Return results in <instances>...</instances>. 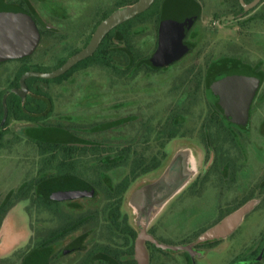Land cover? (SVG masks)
<instances>
[{
    "label": "rangeland",
    "instance_id": "obj_1",
    "mask_svg": "<svg viewBox=\"0 0 264 264\" xmlns=\"http://www.w3.org/2000/svg\"><path fill=\"white\" fill-rule=\"evenodd\" d=\"M9 1L0 0V8L30 23L35 45L26 56L0 62L3 99L19 70L54 69L128 0H21L27 12ZM173 3L188 16L177 54L167 61L158 55L160 23ZM240 6L239 0H153L111 33L110 67L94 56L64 80H25L26 95L38 89L47 107L36 120L8 119L0 127V208L30 179L42 181L2 219L0 264H108L91 262L93 256L135 264L139 234L150 239L143 243L146 264H264V255L255 260L264 233V0L249 10ZM38 27L56 37L41 36ZM36 141L109 152L53 156L41 154ZM153 160L155 169L123 193L113 191L134 167ZM99 180L110 191H98ZM43 201L55 202L57 212ZM245 207L228 234L207 237ZM65 215L82 223L40 248Z\"/></svg>",
    "mask_w": 264,
    "mask_h": 264
},
{
    "label": "water",
    "instance_id": "obj_2",
    "mask_svg": "<svg viewBox=\"0 0 264 264\" xmlns=\"http://www.w3.org/2000/svg\"><path fill=\"white\" fill-rule=\"evenodd\" d=\"M153 0H136L133 4L127 7H121L103 19L95 28L86 46L67 58L59 67L49 72L41 71H26L19 78L18 88L9 90L24 99L27 94V87L25 80L28 78H39L44 80H51L64 75L72 67L80 61L90 57L102 39L114 28L135 18L139 14L146 11ZM240 5L244 10H249L255 7L260 0H252L248 4H244L239 0ZM184 10L181 7L172 9L162 24V32L160 35L159 44V58H164L167 61L171 60L177 54V45L182 39L180 31L183 24ZM35 34L30 23L21 15L14 13L5 8H0V62L21 58L28 55L34 48ZM241 78L239 81H244ZM229 85L235 83L229 82ZM8 92L5 93L8 94ZM4 98V97H3ZM246 103V102H245ZM246 207L233 213L224 219L219 225L208 232V238L220 237L228 234L236 225L239 217L246 211ZM150 240L145 234H139L134 244V254L137 264H146V256L143 249V243Z\"/></svg>",
    "mask_w": 264,
    "mask_h": 264
},
{
    "label": "trees",
    "instance_id": "obj_3",
    "mask_svg": "<svg viewBox=\"0 0 264 264\" xmlns=\"http://www.w3.org/2000/svg\"><path fill=\"white\" fill-rule=\"evenodd\" d=\"M136 1V0H134ZM132 2V0H128V1H124L122 2L118 8L124 7L128 4H130ZM175 4H171L168 5L165 10H164V17L166 15H168V13L174 9ZM241 8H243L242 6H240ZM149 10V8L147 9ZM146 12V11H144ZM143 12V13H144ZM141 13V14H143ZM141 14H139L138 16H140ZM138 16H136L135 18L119 25L118 27L114 28L113 30H111L100 42V44L98 45L97 49L95 50V52L88 57L87 59L80 61L79 63H77L74 67H72L69 71H67L64 75L57 77L55 79H51V80H44V79H39V78H29L28 80L31 81H36V80H41L43 82H51V81H61L64 80L65 78H67L69 76V74L75 70L77 67L84 65L86 63H88V61H90L94 56H96V61L100 62L101 64H103L106 67H110V62H109V49L107 48V41H109L108 39L110 38V35L113 31H115L117 28L123 27V26H127L130 25ZM38 32L40 33L41 36H44L46 38H54L56 37L55 34L49 33L48 31H46L45 29L38 27ZM65 61V60H64ZM64 61L60 62L54 69H56L57 67H59ZM52 69V70H54ZM41 71L39 68L34 67V66H29V67H23L22 70L20 71V75L17 77V84H15L18 87L19 86V78L20 76L25 73L26 71ZM50 70V71H52ZM43 72V71H41ZM49 72V71H47ZM13 88V89H14ZM29 89V88H28ZM30 93L32 94V96L26 95L24 97V99L19 98L17 95H15L12 92H8L7 96L5 99H3V94L4 92L0 93V121H2V117H3V123L0 122V127L1 129L5 128L7 126V122L8 119L14 120V121H32V120H36L37 116H39L40 114H42L44 112V110L47 107V103L45 101V97L44 95L36 88L34 89H29ZM6 93V92H5ZM6 107V113L4 114V108H3V104ZM2 137H3V133L0 131V147L2 146ZM36 147L38 148V150L40 151L41 154H45V153H51L53 156H55L56 154H64L67 157H72V156H86V155H93V156H98L100 154H102L103 152H106L109 149H102L101 147H97V146H75V145H65V144H59V143H50V142H40V141H36L34 142ZM125 153H127V150H124ZM158 166V163L155 162V160L152 161L151 165H149L148 167H144L142 168L141 166V171L139 174L136 173L137 168H140L138 166L134 167L131 170V177L132 178H125L123 179L118 185H116L113 188V191H119L120 193H123L124 191L127 190L129 184L136 179L137 177L146 174L150 171H152L153 169H155ZM63 174V173H61ZM42 181V179H30L28 182L25 183V185L16 193L12 196V198H10L7 203L5 204V207L0 211V222L3 218V216L6 214L7 210L10 209L11 207H13L18 201L26 199L30 196L31 192L34 190L35 186L38 185L40 182ZM101 180L97 181L94 184V187L98 190V191H110L107 187H104L103 185H101ZM44 204L47 206V208H49L50 210H52L53 212H57L56 208L58 207V205L54 202H50V201H43ZM110 206V205H108ZM117 211V209L115 210ZM111 210L112 214H115L116 212ZM111 212H110V218L112 221H115L112 216H111ZM64 222L61 225L60 228L55 229V230H51L47 237H45L44 241H42V243L39 245L41 246V248L47 247L57 241H61L63 240L68 234H70L71 232L75 231L80 224L82 223L81 219H76V218H72L68 215H65L64 217ZM130 236L131 237H135L134 232H130ZM93 257L91 259V262L94 261Z\"/></svg>",
    "mask_w": 264,
    "mask_h": 264
},
{
    "label": "flooded vegetation",
    "instance_id": "obj_4",
    "mask_svg": "<svg viewBox=\"0 0 264 264\" xmlns=\"http://www.w3.org/2000/svg\"><path fill=\"white\" fill-rule=\"evenodd\" d=\"M9 5L8 6H13V7H15V8H17V9H20V10H22V11H24V12H27V7H26V5H25V3H23L21 0H10L9 1V3H8ZM173 4H175L174 5V7L175 8H177V7H181V8H183V10H184V14H183V24H182V26H181V29L180 30H183V28H184V26H185V24H186V20H187V16H188V10H187V8L184 6V5H182V4H176V3H173ZM165 10V9H164ZM164 10H163V12H164ZM169 14V13H168ZM168 15H166L165 17H164V13H162V15H161V23H160V35H161V32H162V24H163V22H164V20L166 19V17H167ZM181 33H183V31H180ZM160 35H159V42H160ZM182 36H183V34H182ZM181 41V40H180ZM180 43V42H179ZM160 44V43H159ZM178 46V45H177ZM177 48V47H176ZM159 50V49H158ZM159 53H160V51H159ZM159 53H158V55H159ZM5 207V204L0 208V211L3 209ZM5 216V215H4ZM4 216H3V218H4ZM2 218V219H3ZM2 221V220H1ZM1 223V222H0ZM230 235H228L227 237H229ZM260 242L262 243V247H261V250H260V253H259V255L257 256V258L255 259V260H257L258 258H260L262 255H264V233H263V236H262V238H261V240H260ZM40 248H41V246H40ZM94 257V256H93ZM92 257V258H93ZM91 258V259H92ZM104 260V261H106L108 264H114L111 260H109V259H105V258H102V257H95L94 258V260ZM134 259H135V264H137V262H136V258H135V254H134ZM245 263V261L242 263V264H244ZM249 263V262H248ZM226 264H235L234 263V260H231V261H228Z\"/></svg>",
    "mask_w": 264,
    "mask_h": 264
}]
</instances>
